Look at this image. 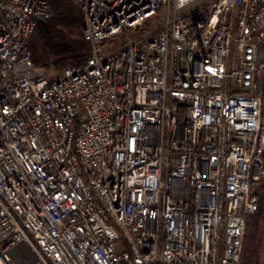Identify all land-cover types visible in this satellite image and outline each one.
Returning <instances> with one entry per match:
<instances>
[{
  "label": "built area",
  "instance_id": "built-area-1",
  "mask_svg": "<svg viewBox=\"0 0 264 264\" xmlns=\"http://www.w3.org/2000/svg\"><path fill=\"white\" fill-rule=\"evenodd\" d=\"M74 3L90 56L50 77L51 4L0 0V264H242L264 0Z\"/></svg>",
  "mask_w": 264,
  "mask_h": 264
},
{
  "label": "trees",
  "instance_id": "trees-1",
  "mask_svg": "<svg viewBox=\"0 0 264 264\" xmlns=\"http://www.w3.org/2000/svg\"><path fill=\"white\" fill-rule=\"evenodd\" d=\"M51 4L53 15L40 23L29 49L37 66L52 63L58 69L84 64L91 46L84 35V18L74 0H45ZM260 198V197H259ZM252 216L249 223L254 219ZM248 228V226H247Z\"/></svg>",
  "mask_w": 264,
  "mask_h": 264
},
{
  "label": "rangeland",
  "instance_id": "rangeland-1",
  "mask_svg": "<svg viewBox=\"0 0 264 264\" xmlns=\"http://www.w3.org/2000/svg\"><path fill=\"white\" fill-rule=\"evenodd\" d=\"M119 45L120 43L117 42L116 46ZM41 67H44L47 70L50 77H54L62 71V69H58L52 63H47L46 66ZM257 194L260 197L259 211L247 228L242 264H264V261L260 260V255L256 250L257 241H253L255 238H259L262 234L263 224L261 223V227H259L258 224L260 225V222H262V219L264 218V181L261 187L257 190Z\"/></svg>",
  "mask_w": 264,
  "mask_h": 264
},
{
  "label": "crops",
  "instance_id": "crops-1",
  "mask_svg": "<svg viewBox=\"0 0 264 264\" xmlns=\"http://www.w3.org/2000/svg\"><path fill=\"white\" fill-rule=\"evenodd\" d=\"M257 222V221H256ZM261 223L263 224L262 225V234L261 236L258 238H253L254 240L253 241H257L256 244V250L257 252L259 253L260 255V260L264 261V218L262 219V222H260V225L258 224L259 227H261Z\"/></svg>",
  "mask_w": 264,
  "mask_h": 264
}]
</instances>
